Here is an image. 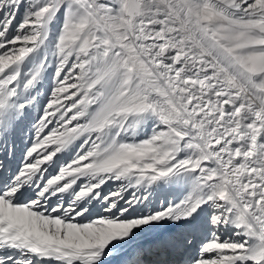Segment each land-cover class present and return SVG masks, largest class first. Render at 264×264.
<instances>
[{
  "label": "snow or ice",
  "instance_id": "obj_1",
  "mask_svg": "<svg viewBox=\"0 0 264 264\" xmlns=\"http://www.w3.org/2000/svg\"><path fill=\"white\" fill-rule=\"evenodd\" d=\"M0 264H264V0H0Z\"/></svg>",
  "mask_w": 264,
  "mask_h": 264
}]
</instances>
